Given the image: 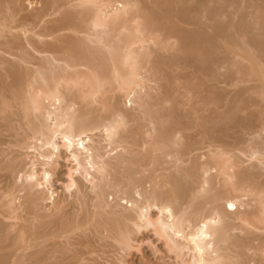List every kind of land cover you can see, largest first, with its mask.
<instances>
[{
	"label": "bare ground",
	"instance_id": "obj_1",
	"mask_svg": "<svg viewBox=\"0 0 264 264\" xmlns=\"http://www.w3.org/2000/svg\"><path fill=\"white\" fill-rule=\"evenodd\" d=\"M0 264H264V0H0Z\"/></svg>",
	"mask_w": 264,
	"mask_h": 264
},
{
	"label": "rangeland",
	"instance_id": "obj_2",
	"mask_svg": "<svg viewBox=\"0 0 264 264\" xmlns=\"http://www.w3.org/2000/svg\"><path fill=\"white\" fill-rule=\"evenodd\" d=\"M135 259V258H134Z\"/></svg>",
	"mask_w": 264,
	"mask_h": 264
}]
</instances>
